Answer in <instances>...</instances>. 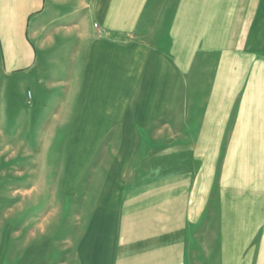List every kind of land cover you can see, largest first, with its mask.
Returning a JSON list of instances; mask_svg holds the SVG:
<instances>
[{
    "label": "crops",
    "instance_id": "1",
    "mask_svg": "<svg viewBox=\"0 0 264 264\" xmlns=\"http://www.w3.org/2000/svg\"><path fill=\"white\" fill-rule=\"evenodd\" d=\"M252 12L255 25L257 0H0V82L25 110L70 109L63 139L89 158L59 228L11 264H264Z\"/></svg>",
    "mask_w": 264,
    "mask_h": 264
},
{
    "label": "rangeland",
    "instance_id": "2",
    "mask_svg": "<svg viewBox=\"0 0 264 264\" xmlns=\"http://www.w3.org/2000/svg\"><path fill=\"white\" fill-rule=\"evenodd\" d=\"M257 23L243 37L258 36V51L264 53V0H257ZM0 82V262L11 264L27 259V252L43 244L46 235L61 224L60 197L73 196L80 180L81 165L88 157L77 156L81 142L64 140V123L70 109L21 108L26 94ZM26 113L28 118H26ZM43 113V114H42ZM26 120L35 125L27 134ZM78 151V152H77ZM79 155V154H78ZM83 159V160H82ZM84 173H82L83 175Z\"/></svg>",
    "mask_w": 264,
    "mask_h": 264
}]
</instances>
